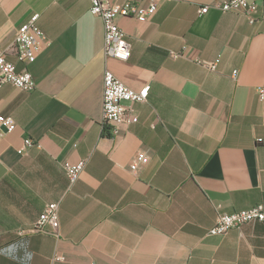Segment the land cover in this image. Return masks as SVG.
<instances>
[{
  "label": "crops",
  "instance_id": "0c3cea01",
  "mask_svg": "<svg viewBox=\"0 0 264 264\" xmlns=\"http://www.w3.org/2000/svg\"><path fill=\"white\" fill-rule=\"evenodd\" d=\"M213 1L118 16L131 48L118 60L103 54L89 0H0V50L35 81L0 85V115L15 123L0 125V248L17 247L0 264H264V223L208 234L219 212L264 206V0L255 23L238 10L197 14ZM35 12L49 43L26 64L11 44ZM105 68L149 86L132 104L137 121L116 133L102 118ZM24 138L33 145L19 153ZM80 160L70 184L62 163ZM50 202L58 236L20 234Z\"/></svg>",
  "mask_w": 264,
  "mask_h": 264
},
{
  "label": "built area",
  "instance_id": "2783aa9c",
  "mask_svg": "<svg viewBox=\"0 0 264 264\" xmlns=\"http://www.w3.org/2000/svg\"><path fill=\"white\" fill-rule=\"evenodd\" d=\"M260 0H214L211 4H206L197 9V14L206 13L210 7L220 11L238 10L248 16L250 23H255V11ZM90 13L98 16L103 25V45L102 51L105 57H112L118 60H127L131 53L130 43L125 37L123 30L117 23L118 16H130L137 20H143L150 16L156 9L157 0H150L145 6H140L130 0L121 5H115L113 0H89ZM39 14L32 13L27 20L21 23L15 31L11 47L14 49L19 61L26 64L35 60L38 52L49 43L37 24ZM182 52H172L171 56L177 58ZM198 62L211 70L217 68L216 61L198 60ZM236 74V70L232 72ZM11 83L14 86L31 91L35 87V81L26 67L17 70L15 65L6 60L5 52L0 50V85ZM148 85L137 90L132 89L122 83L108 68L103 72V110L102 118L105 126H109L111 131L116 133L121 125H128L137 121V116L132 106L135 102L145 101L148 94ZM0 125L7 131L15 128V123L10 117L0 115ZM33 145L31 138H24L23 144L18 148L22 153L25 149ZM85 160L76 163L64 161L62 163L65 174L73 184L85 166ZM59 203L50 202L45 205L37 219L27 229L21 230L20 234L47 233L58 236L59 227ZM248 222L264 223V206L256 204L250 208L236 210L231 213L219 212L215 223L208 229L210 235H223L230 228L239 227ZM55 259H63L56 256Z\"/></svg>",
  "mask_w": 264,
  "mask_h": 264
},
{
  "label": "clouds",
  "instance_id": "9594fccd",
  "mask_svg": "<svg viewBox=\"0 0 264 264\" xmlns=\"http://www.w3.org/2000/svg\"><path fill=\"white\" fill-rule=\"evenodd\" d=\"M16 252H17L16 242H13V243L7 245V247H5V248H0V255H5L10 259H15V253ZM32 255L33 254L31 252L27 253L29 262L32 259Z\"/></svg>",
  "mask_w": 264,
  "mask_h": 264
}]
</instances>
